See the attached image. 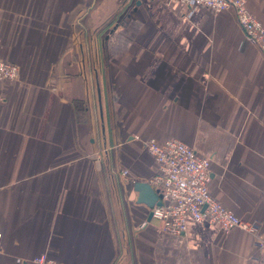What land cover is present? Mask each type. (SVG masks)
<instances>
[{
  "label": "crops",
  "instance_id": "obj_1",
  "mask_svg": "<svg viewBox=\"0 0 264 264\" xmlns=\"http://www.w3.org/2000/svg\"><path fill=\"white\" fill-rule=\"evenodd\" d=\"M0 57L21 71L1 87L0 264H264V56L232 12L0 0ZM152 139L210 158L212 196L258 233L163 231L135 191Z\"/></svg>",
  "mask_w": 264,
  "mask_h": 264
},
{
  "label": "built area",
  "instance_id": "obj_2",
  "mask_svg": "<svg viewBox=\"0 0 264 264\" xmlns=\"http://www.w3.org/2000/svg\"><path fill=\"white\" fill-rule=\"evenodd\" d=\"M139 2L177 1L189 8H205L219 14L232 12L247 41L257 46L264 56V24L247 6V0H138ZM20 68L0 57V102L1 87L6 82L20 78ZM138 139L137 137H134ZM145 150L157 164L151 185L162 197V204L152 210L162 223L163 231L183 235L190 220L211 224L224 233L239 229L257 234L259 224L240 219L234 212L218 202L211 193L212 160L199 155L183 142L170 139L164 142H143ZM127 175V172L124 173ZM2 235L0 234V247ZM19 264H65L41 255Z\"/></svg>",
  "mask_w": 264,
  "mask_h": 264
},
{
  "label": "water",
  "instance_id": "obj_3",
  "mask_svg": "<svg viewBox=\"0 0 264 264\" xmlns=\"http://www.w3.org/2000/svg\"><path fill=\"white\" fill-rule=\"evenodd\" d=\"M135 191L139 194L138 203L147 206L150 210L162 204V197L149 183H136ZM151 217H153L152 213Z\"/></svg>",
  "mask_w": 264,
  "mask_h": 264
},
{
  "label": "rangeland",
  "instance_id": "obj_4",
  "mask_svg": "<svg viewBox=\"0 0 264 264\" xmlns=\"http://www.w3.org/2000/svg\"><path fill=\"white\" fill-rule=\"evenodd\" d=\"M109 24H111V23H109Z\"/></svg>",
  "mask_w": 264,
  "mask_h": 264
}]
</instances>
